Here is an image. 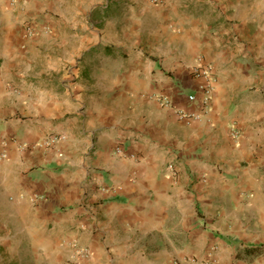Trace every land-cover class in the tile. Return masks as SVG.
<instances>
[{"label": "crops", "instance_id": "1", "mask_svg": "<svg viewBox=\"0 0 264 264\" xmlns=\"http://www.w3.org/2000/svg\"><path fill=\"white\" fill-rule=\"evenodd\" d=\"M65 1L0 0V67L25 57L30 43L49 56L33 75L34 94L14 93L11 115L0 105V264L19 263L21 252L42 264L44 230L65 255L89 248L83 264H264V112L258 97L250 99L259 93L253 83L262 79L264 50L205 54L217 73L211 110L198 118L176 109L199 113L187 95L200 78L186 73V61L171 75L156 59L124 92H112V81L108 112H70L69 90L79 88L57 75L68 48L58 26L77 32L85 25L61 11ZM207 2L209 13L216 4L224 18L236 14L228 6L238 8ZM28 18L48 30L28 37ZM233 27L241 33L243 25ZM118 104L128 112H114ZM55 135L64 138L40 144Z\"/></svg>", "mask_w": 264, "mask_h": 264}, {"label": "rangeland", "instance_id": "2", "mask_svg": "<svg viewBox=\"0 0 264 264\" xmlns=\"http://www.w3.org/2000/svg\"><path fill=\"white\" fill-rule=\"evenodd\" d=\"M9 1L11 0H6L5 4H9ZM53 1L54 5L60 4L59 0ZM231 1L237 3L236 0ZM236 5L237 9L234 6H228L227 9L229 16L234 12L236 14L224 18L216 15V12L220 11L219 5L215 4L216 11L212 14L208 12L207 0H193L191 3L189 0H79L77 5L74 0H66L60 6L61 11L69 16L74 15L77 21L82 20L85 25L83 30L78 28L77 32L65 27L64 21H59L58 26L57 39L66 38L68 48L65 54L67 60L57 75L65 78L63 82L70 86L76 81L79 88V91L75 92L71 91L72 88L69 90L70 97L74 96L69 99L70 112H97L102 106L107 108L104 112H108L110 101L105 96H109L108 90L112 81L116 79L117 82L112 92H124L128 81H135L134 73L141 75L140 72H144L150 60L156 59L159 65L164 62L171 75L174 73L172 66L176 64L182 68L186 65V73L193 74L194 66L202 61L207 62L212 66L215 79L217 70L206 53L213 55L218 50L224 52L228 47L236 46L246 53H263L264 0H239ZM31 21L29 18L24 21L25 34L28 37L48 30L44 27L45 29L35 34L31 33L28 29L32 26ZM236 24L243 25L241 33H237L238 30L233 27ZM82 34L86 35L84 48L80 47ZM39 48L38 45L30 43L25 57H20L13 65L6 61L5 65L0 67V91L5 93L2 94L3 97L0 96V105H3L7 115L15 112L14 93H35L33 75L35 71H39L41 64L46 65L49 59L48 51ZM187 59H191V62ZM222 59L220 55V62L226 65ZM1 61L0 59V63ZM184 61L188 65H184ZM260 77L262 79H259L258 83H253L259 93H252L250 99L258 97L260 109L264 112V73ZM128 110L129 106L118 104L114 112ZM76 130L74 128V138L77 140L79 136ZM91 151L92 148L88 154H92ZM50 233L49 230L43 231L42 247L49 252V260H43L42 264H48V261L51 264L86 263L82 262L80 257L73 256L70 250L66 255L61 253L60 245L53 244L56 240L47 236ZM19 255L22 259L15 264H35L30 253L21 252ZM182 262L205 263L189 259ZM112 263L103 261V264ZM149 263L154 264L153 261ZM177 263L180 264L181 261Z\"/></svg>", "mask_w": 264, "mask_h": 264}, {"label": "built area", "instance_id": "3", "mask_svg": "<svg viewBox=\"0 0 264 264\" xmlns=\"http://www.w3.org/2000/svg\"><path fill=\"white\" fill-rule=\"evenodd\" d=\"M28 29L31 33L35 34L39 30L45 29L44 27L37 28L35 26H29ZM193 74L200 78L199 84L197 86V91L191 92L187 95V99L191 102H195L198 106L199 113H193L188 109L177 108L176 112L181 118H198L200 114L209 112L212 107V88H213V81H214V72L212 66L207 62H200L196 66L192 68ZM160 102L163 105H169L171 103L168 97H160ZM63 135H55L45 141V144H50L51 142L58 141L63 139ZM5 151H0V157H4ZM74 245H76L74 243ZM76 257H84L90 254L89 248L78 247L76 249ZM188 261V260H185ZM193 261L194 260H190Z\"/></svg>", "mask_w": 264, "mask_h": 264}]
</instances>
